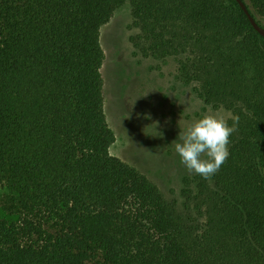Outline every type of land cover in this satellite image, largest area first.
<instances>
[{
	"label": "trees",
	"instance_id": "trees-1",
	"mask_svg": "<svg viewBox=\"0 0 264 264\" xmlns=\"http://www.w3.org/2000/svg\"><path fill=\"white\" fill-rule=\"evenodd\" d=\"M126 2L136 52L238 117L185 210L110 151L101 28ZM0 182V264H264V37L237 0H0Z\"/></svg>",
	"mask_w": 264,
	"mask_h": 264
},
{
	"label": "rangeland",
	"instance_id": "rangeland-1",
	"mask_svg": "<svg viewBox=\"0 0 264 264\" xmlns=\"http://www.w3.org/2000/svg\"><path fill=\"white\" fill-rule=\"evenodd\" d=\"M138 32L130 2L119 7L101 28L105 112L116 136L110 151L138 168L185 210V179L197 174L187 171L175 152L179 133L202 115L215 113L230 119L233 112L207 105L196 83L183 82L176 57L137 53L132 37ZM7 194L8 189L0 182V219L14 221L17 216L3 208Z\"/></svg>",
	"mask_w": 264,
	"mask_h": 264
},
{
	"label": "clouds",
	"instance_id": "clouds-1",
	"mask_svg": "<svg viewBox=\"0 0 264 264\" xmlns=\"http://www.w3.org/2000/svg\"><path fill=\"white\" fill-rule=\"evenodd\" d=\"M232 123L220 114H205L181 129L175 152L187 171L210 179L230 156V137L236 131L238 117Z\"/></svg>",
	"mask_w": 264,
	"mask_h": 264
},
{
	"label": "water",
	"instance_id": "water-1",
	"mask_svg": "<svg viewBox=\"0 0 264 264\" xmlns=\"http://www.w3.org/2000/svg\"><path fill=\"white\" fill-rule=\"evenodd\" d=\"M240 6L243 8V10L248 15L251 23L253 24L254 28L264 37V26L261 25L256 18L252 15L249 8L247 7L246 3L243 0H237Z\"/></svg>",
	"mask_w": 264,
	"mask_h": 264
}]
</instances>
